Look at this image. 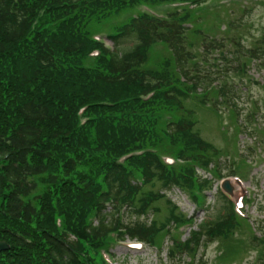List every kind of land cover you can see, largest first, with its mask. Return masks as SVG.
I'll return each mask as SVG.
<instances>
[{
    "label": "trees",
    "instance_id": "trees-1",
    "mask_svg": "<svg viewBox=\"0 0 264 264\" xmlns=\"http://www.w3.org/2000/svg\"><path fill=\"white\" fill-rule=\"evenodd\" d=\"M186 1L193 6L160 17L133 11ZM206 1L0 0V240L10 245L0 251V264H101V250L112 243L153 246L170 234L169 221L177 227L190 220L173 207L160 226L140 217L160 194L147 185L178 186L200 204L212 180L205 176L212 174L209 158L194 153L197 142L207 145L181 111L183 100L214 92L217 101L234 105L233 87L211 91L216 78L189 75L187 68L191 62L199 71L185 48L183 22ZM124 12L132 15L111 28V47L93 37ZM260 41L243 54L260 59ZM156 43L173 56L175 75L145 67ZM132 152L141 153L123 158ZM164 155L176 162L166 163ZM126 211L135 219L124 222ZM238 218L226 198L223 213L184 241L170 234L175 251L198 264L193 256L202 240L227 236ZM257 245L264 264V235Z\"/></svg>",
    "mask_w": 264,
    "mask_h": 264
},
{
    "label": "rangeland",
    "instance_id": "rangeland-1",
    "mask_svg": "<svg viewBox=\"0 0 264 264\" xmlns=\"http://www.w3.org/2000/svg\"><path fill=\"white\" fill-rule=\"evenodd\" d=\"M206 6L209 7L202 12L200 6L196 7L197 12H191L193 20L183 22L186 26L185 48L191 51L194 61H199V71L191 70V62L187 68L189 75L198 74L203 79L210 76L216 78V85L212 84L211 91L219 85L228 89L233 87L230 97L234 105L229 107L224 101H217L219 97L215 92L183 100L181 111L184 121L191 124L193 135L199 136L207 145L197 142L194 151L196 155L204 154L205 159L209 158L207 166L212 173H205L207 178L212 177L205 193V208L196 209L187 190L175 185L164 187L154 182L147 185L145 190L150 193L158 191L159 198L155 196L152 210L149 209L146 216L140 219H146L147 223L155 221V225L160 226L170 216V208H176L174 213L192 219L190 227L177 230L181 234L178 242H182L193 230H198L201 222L213 221L223 213L229 195L220 188L221 179L240 172L242 186L247 189V193L244 189L241 192V195L246 194L242 210L247 218L239 217L237 226L231 228L227 236H217L205 242L203 239L193 257L198 259V264H260V245L259 248L254 245L258 244V236L264 235V68L261 67L264 65V52L260 60H248L243 52L245 49L258 48L260 40L259 45L264 46V0H208ZM165 8L162 6L159 10ZM137 10L144 9L141 6L133 9L135 13ZM118 22L119 17L111 18L108 24H104V30L110 31ZM111 42L105 39L106 44L111 45ZM218 42L221 43L220 48L208 47ZM130 43L127 40L122 47ZM158 47V50L152 49L151 53L155 56H149L145 67L157 71L164 69L175 75L177 68L173 56L168 50L161 54L158 51L164 49L161 45ZM158 54L161 55L158 57ZM223 55L225 57L222 58ZM236 56L238 60H235ZM164 60H169V64H163ZM195 90L201 91L202 86ZM185 107L192 110L191 116L187 115ZM231 107L238 111L239 118ZM212 169L217 170V173ZM231 180L235 191L236 182ZM232 198L236 197L233 195ZM130 219L134 220L135 217L126 211L123 221ZM169 222L170 234H177L176 227ZM249 233L257 237L255 243L252 238L254 235ZM170 234L158 236L153 246L143 244L140 248H133L128 239L112 244L109 250L112 264L193 262L188 254L178 255L181 252L175 251L176 241Z\"/></svg>",
    "mask_w": 264,
    "mask_h": 264
},
{
    "label": "water",
    "instance_id": "water-1",
    "mask_svg": "<svg viewBox=\"0 0 264 264\" xmlns=\"http://www.w3.org/2000/svg\"><path fill=\"white\" fill-rule=\"evenodd\" d=\"M232 178L230 177H225L221 180L220 182V188L226 192L229 197L235 196L238 192H241V188L239 190L233 191V185H232ZM235 181V179H233ZM236 182V181H235ZM10 245L5 241V240H0V251L2 250H8Z\"/></svg>",
    "mask_w": 264,
    "mask_h": 264
}]
</instances>
